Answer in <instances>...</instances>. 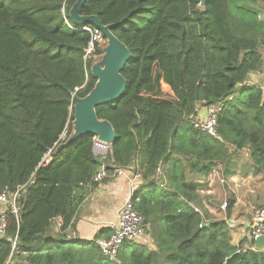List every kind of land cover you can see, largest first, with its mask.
<instances>
[{"label": "trees", "instance_id": "trees-1", "mask_svg": "<svg viewBox=\"0 0 264 264\" xmlns=\"http://www.w3.org/2000/svg\"><path fill=\"white\" fill-rule=\"evenodd\" d=\"M81 3L78 16L110 26L132 56L125 94L96 114L116 134L110 174L113 162L141 176L133 202L156 250L124 244L121 264H264L249 236L231 243L234 201L227 220L216 218L197 183L218 165L224 178L237 175L244 151V169L264 174V87L248 84L264 71V0H0V193L21 190L0 264H114L98 246L111 230L87 244L66 236L101 167L94 137L61 139L98 82L102 50L86 57L91 35L71 16ZM221 104L220 139L195 128L201 107Z\"/></svg>", "mask_w": 264, "mask_h": 264}, {"label": "crops", "instance_id": "crops-1", "mask_svg": "<svg viewBox=\"0 0 264 264\" xmlns=\"http://www.w3.org/2000/svg\"><path fill=\"white\" fill-rule=\"evenodd\" d=\"M248 84L264 87V71L251 74ZM206 116L207 108L201 107L197 120L204 119ZM248 161V153L244 151L241 153L240 169L237 175L228 178L225 184L221 183L222 165L215 168L214 179L211 182L209 178L197 181L199 184H204L206 190L201 191V196L210 198L212 213L216 218L227 220V211H223L221 205L229 200L234 201L228 223L231 227V243L235 246L249 236L248 229L254 214L264 204V194L260 193L264 187V174H255L253 171L244 169ZM135 176V172L129 169L101 184L97 183L98 185L88 192L80 206L75 226L66 233L67 238L73 243L87 244L98 234L102 233L101 236L105 237L103 230H108L110 233L109 224L116 221L124 202L141 186V179ZM59 233V225H53L50 234L58 237ZM138 245L156 250L155 243L149 234L143 244ZM126 249L127 247L123 245L120 252Z\"/></svg>", "mask_w": 264, "mask_h": 264}, {"label": "built area", "instance_id": "built-area-1", "mask_svg": "<svg viewBox=\"0 0 264 264\" xmlns=\"http://www.w3.org/2000/svg\"><path fill=\"white\" fill-rule=\"evenodd\" d=\"M69 27L73 30L85 31L90 33L91 41L88 48L86 49V57L92 56L96 47L104 44L107 40L104 32L101 28L97 26H81L79 29L73 28L70 24ZM223 109V105L210 106L207 108V116L204 119H198L194 121V126L201 132L207 133L215 138H219L217 126H218V116ZM66 138V139H63ZM67 133L62 135L63 141H68ZM97 139V141H96ZM104 145L102 141L95 138L94 152L95 155L104 161L100 169L94 177V182L101 184L105 180L121 175L125 170L116 168L115 164L112 162L115 168L113 175L108 171L105 162L109 154L112 153V144L107 143ZM98 149V150H97ZM52 160V150L46 155L44 163H49ZM214 173V171H213ZM213 173L209 177V182L213 178ZM137 179H141L140 175L135 176ZM227 179L222 177L221 183L225 184ZM21 190L15 193L3 192L0 193V238L4 237L7 232V216L12 214L17 218L20 215L21 206L19 203ZM134 194V193H133ZM133 194L127 199L119 213L115 222L109 224L111 230V235L108 238H103L98 241V246L101 250L102 255L113 262L114 264H121L120 260V250L122 246L126 243L143 244L146 240L147 233L145 229V223L143 217L136 210L133 202ZM227 202L222 206L224 210L227 208ZM196 212H200L198 208L195 207ZM248 234L251 239L255 242L259 238L264 236V206L256 210L254 218L249 226Z\"/></svg>", "mask_w": 264, "mask_h": 264}, {"label": "water", "instance_id": "water-1", "mask_svg": "<svg viewBox=\"0 0 264 264\" xmlns=\"http://www.w3.org/2000/svg\"><path fill=\"white\" fill-rule=\"evenodd\" d=\"M201 7H205L207 0H196ZM76 6L71 16L79 26H89L93 24L102 29L105 36L111 41L116 49L115 56L109 57L104 63V68L93 70V74L98 79L94 90L84 99H79L74 106L75 121L74 134L65 142L64 146H71L79 142L84 137L98 138L99 141L113 144L116 140L115 130L108 121L99 120L96 114V108L117 102L123 97L127 88V80L122 75L126 65L131 61L129 49L120 42L111 32L110 26H104L96 16L80 18ZM100 165L104 161L97 157ZM257 246L264 249V236L256 240Z\"/></svg>", "mask_w": 264, "mask_h": 264}, {"label": "rangeland", "instance_id": "rangeland-1", "mask_svg": "<svg viewBox=\"0 0 264 264\" xmlns=\"http://www.w3.org/2000/svg\"><path fill=\"white\" fill-rule=\"evenodd\" d=\"M100 48L102 50V54L100 56L93 57V61L94 62H93V65H92V71L97 69V68H99V69L104 68V66H105L104 63L107 61V59L109 57H113V56L116 55L115 54L116 49H114V47L112 46L111 41L108 38H107V40H106V42L104 44L100 45ZM73 125H74V122H73ZM74 132H75V128H74ZM74 132H73V134H74ZM63 139H66V138H63ZM96 141H97V139H96ZM263 188L261 189V192H260L262 194H264ZM202 196H204V195H202ZM223 204L221 205V207L223 206ZM262 206H264V204H262ZM222 210L225 211L223 208H222ZM223 216H225V215H223ZM106 259H104V261L106 263H108V260H106Z\"/></svg>", "mask_w": 264, "mask_h": 264}, {"label": "bare ground", "instance_id": "bare-ground-1", "mask_svg": "<svg viewBox=\"0 0 264 264\" xmlns=\"http://www.w3.org/2000/svg\"><path fill=\"white\" fill-rule=\"evenodd\" d=\"M103 143H104V145L106 144L105 141Z\"/></svg>", "mask_w": 264, "mask_h": 264}]
</instances>
